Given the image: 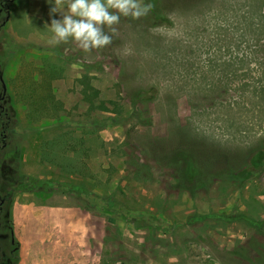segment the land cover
Instances as JSON below:
<instances>
[{
    "label": "rangeland",
    "instance_id": "rangeland-1",
    "mask_svg": "<svg viewBox=\"0 0 264 264\" xmlns=\"http://www.w3.org/2000/svg\"><path fill=\"white\" fill-rule=\"evenodd\" d=\"M151 2L84 54L49 46V0H0L17 257L28 209L68 262L264 264V0ZM7 251L1 228L0 264Z\"/></svg>",
    "mask_w": 264,
    "mask_h": 264
},
{
    "label": "clouds",
    "instance_id": "clouds-1",
    "mask_svg": "<svg viewBox=\"0 0 264 264\" xmlns=\"http://www.w3.org/2000/svg\"><path fill=\"white\" fill-rule=\"evenodd\" d=\"M51 19L48 44L51 47L74 44L84 54L112 44L121 19L139 20L153 9L151 0H49Z\"/></svg>",
    "mask_w": 264,
    "mask_h": 264
},
{
    "label": "crops",
    "instance_id": "crops-1",
    "mask_svg": "<svg viewBox=\"0 0 264 264\" xmlns=\"http://www.w3.org/2000/svg\"><path fill=\"white\" fill-rule=\"evenodd\" d=\"M25 215L26 222L15 224L13 227V233L20 244L17 264H80L76 260L68 262L67 255H63L62 258L59 256L54 258L51 253H48L49 247L45 244L46 241H49L50 235L44 233L42 229L44 226L35 224L28 209H26Z\"/></svg>",
    "mask_w": 264,
    "mask_h": 264
},
{
    "label": "trees",
    "instance_id": "trees-1",
    "mask_svg": "<svg viewBox=\"0 0 264 264\" xmlns=\"http://www.w3.org/2000/svg\"><path fill=\"white\" fill-rule=\"evenodd\" d=\"M4 116V113L1 112L0 110V117ZM7 126V125H6ZM4 125L0 126V136L2 137L4 135ZM7 130V129H6ZM259 162V157H255V159L252 161V164L257 165ZM256 167V166H255ZM36 183L38 185H43V184H47V185H51L52 183L50 181H36ZM2 205V201L0 200V206ZM5 222V221H4ZM4 229L5 234H6V240H7V244H8V251H7V256L9 258H16L13 259V264H17L18 263V257H17V249H15L14 244H13V236H12V226L10 223H0V231Z\"/></svg>",
    "mask_w": 264,
    "mask_h": 264
},
{
    "label": "flooded vegetation",
    "instance_id": "flooded-vegetation-1",
    "mask_svg": "<svg viewBox=\"0 0 264 264\" xmlns=\"http://www.w3.org/2000/svg\"><path fill=\"white\" fill-rule=\"evenodd\" d=\"M5 262V264H6V261H4Z\"/></svg>",
    "mask_w": 264,
    "mask_h": 264
}]
</instances>
